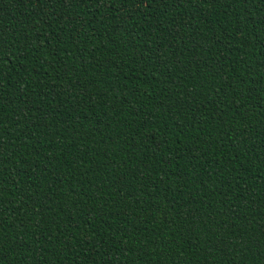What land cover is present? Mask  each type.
Wrapping results in <instances>:
<instances>
[{"label":"trees","instance_id":"obj_1","mask_svg":"<svg viewBox=\"0 0 264 264\" xmlns=\"http://www.w3.org/2000/svg\"><path fill=\"white\" fill-rule=\"evenodd\" d=\"M0 264H264V0H0Z\"/></svg>","mask_w":264,"mask_h":264}]
</instances>
